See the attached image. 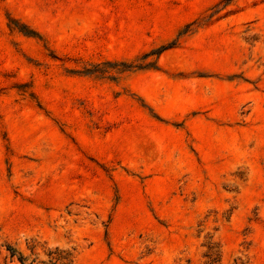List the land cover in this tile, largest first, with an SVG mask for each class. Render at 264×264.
<instances>
[{
	"label": "rangeland",
	"instance_id": "1",
	"mask_svg": "<svg viewBox=\"0 0 264 264\" xmlns=\"http://www.w3.org/2000/svg\"><path fill=\"white\" fill-rule=\"evenodd\" d=\"M264 264V0H0V264Z\"/></svg>",
	"mask_w": 264,
	"mask_h": 264
},
{
	"label": "trees",
	"instance_id": "2",
	"mask_svg": "<svg viewBox=\"0 0 264 264\" xmlns=\"http://www.w3.org/2000/svg\"><path fill=\"white\" fill-rule=\"evenodd\" d=\"M11 257H16L20 264H73L75 254L70 249L49 246L46 242L31 239L27 242L28 253L7 245Z\"/></svg>",
	"mask_w": 264,
	"mask_h": 264
}]
</instances>
